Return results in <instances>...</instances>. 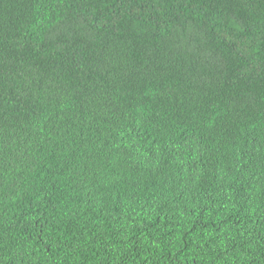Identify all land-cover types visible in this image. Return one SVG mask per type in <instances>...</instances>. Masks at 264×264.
Masks as SVG:
<instances>
[{
  "label": "trees",
  "instance_id": "trees-1",
  "mask_svg": "<svg viewBox=\"0 0 264 264\" xmlns=\"http://www.w3.org/2000/svg\"><path fill=\"white\" fill-rule=\"evenodd\" d=\"M0 264H264V0H0Z\"/></svg>",
  "mask_w": 264,
  "mask_h": 264
}]
</instances>
